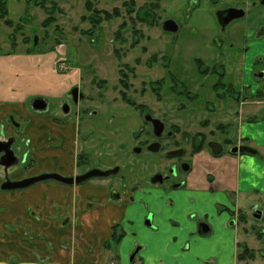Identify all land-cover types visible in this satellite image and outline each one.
Returning a JSON list of instances; mask_svg holds the SVG:
<instances>
[{"label":"rangeland","instance_id":"1","mask_svg":"<svg viewBox=\"0 0 264 264\" xmlns=\"http://www.w3.org/2000/svg\"><path fill=\"white\" fill-rule=\"evenodd\" d=\"M14 1L18 0H5L14 28L1 21L6 32L4 42L8 37L9 51L25 52L33 48L37 38L39 49L35 52L58 51L59 76L71 82L62 102L66 100L71 113L76 109L81 112L79 119L66 118L78 124L79 154L87 150L90 168L104 171L106 166H122L124 174L116 180L123 176L130 180L135 178L127 175V163L135 157L130 154V159L118 158L135 145L134 136L144 127L136 113L137 105L141 104L164 119L167 126L179 127L189 141L196 135L205 136L206 144L221 143L225 139L235 144L238 137L249 140L259 155H245L243 160L235 158L242 195H238L236 204L228 197L230 223L239 211L247 217L246 224L235 226L236 236L241 241L235 246L237 264H264V98L245 99L247 105L241 99L219 100L212 88L218 77L203 78L197 69L199 61L206 66L225 65L227 83H235V76L240 74L250 93L255 94L259 89L264 92V86L254 76L259 60L264 59V11L261 13L264 7L256 15H247L232 23L222 33L217 12L232 6V0H219L217 4L213 0H91V10L87 9V0H48L46 7L50 13L40 8L43 0H34L39 5L19 0L16 9ZM105 13L113 15L110 22L103 19ZM48 18H53L54 23L44 26ZM167 20H175L180 25L177 34H168L162 29ZM161 80L164 81L162 90L152 91L150 84ZM176 83V92H182L184 85L198 95L196 101L174 97ZM75 86L87 98L77 108L67 96ZM27 89L23 87L21 91L25 94ZM51 102L52 108L59 103ZM186 146L190 153L191 146ZM79 156L82 163L87 161L84 155ZM228 158L231 157L219 160L216 168L205 160L195 162L190 176L203 179L210 177L206 173L216 177L226 175L229 168V172L233 170L229 162L224 163ZM152 162L153 168H145L144 174L156 172L157 164L163 172L169 164L159 156L153 157ZM132 185L133 181L129 186ZM155 189L167 190L152 185H143L140 190L150 193ZM138 199L147 204L144 199ZM156 205L163 208L164 203ZM254 206L263 213L261 220L254 218ZM149 216L131 211L126 218L127 226L118 228V233L135 236L133 241L146 240V235L139 232L148 227ZM241 246L249 250L253 259ZM241 256L247 260L240 261Z\"/></svg>","mask_w":264,"mask_h":264},{"label":"crops","instance_id":"2","mask_svg":"<svg viewBox=\"0 0 264 264\" xmlns=\"http://www.w3.org/2000/svg\"><path fill=\"white\" fill-rule=\"evenodd\" d=\"M3 29L0 21V142L9 135L28 142L30 163L28 171H15L13 180L54 172L75 176L78 124L66 117L59 123L57 106L43 113L31 108L38 98L60 105L69 90L70 80L59 76L58 54L11 52ZM22 86L28 88L25 94ZM235 163L234 158L228 163L233 168L228 177L195 178L189 188L171 193L124 189L120 201L112 200L108 182L73 188L48 182L5 191L0 176V264H132L136 250L142 264H237L235 246L241 241L231 226L228 202V197L235 202L242 195ZM131 211L152 214L151 226L139 232L146 240L133 241L135 236L124 233L117 249L107 250L116 227L127 226ZM201 223L209 226V235L198 234Z\"/></svg>","mask_w":264,"mask_h":264},{"label":"flooded vegetation","instance_id":"3","mask_svg":"<svg viewBox=\"0 0 264 264\" xmlns=\"http://www.w3.org/2000/svg\"><path fill=\"white\" fill-rule=\"evenodd\" d=\"M233 4L232 6H228L230 9H238V10H243L245 12V16L244 18H246L247 15H256L260 9H262V7H264V0H232ZM213 3H219V0H213ZM229 8H223L222 10L217 12V23L219 26V30L224 33L227 31V29L229 28V26L236 22L233 21L231 22L229 25H221V22L223 23L225 20V15L224 12L227 10H230ZM149 17H151V15L148 14ZM242 18V19H244ZM240 19V20H242ZM168 21V20H167ZM173 21V20H172ZM221 21V22H220ZM239 21V20H237ZM174 22L177 24L178 26V32L180 31V25L174 20ZM164 25V23H163ZM163 25H162V29H163ZM168 34H173V33H168ZM177 34V33H176ZM175 35V34H174ZM204 66H201L200 70L198 69V73L199 75H201L203 78H207L209 76H217V82L213 84L212 88L214 90V92L216 93V98L219 100H230V99H236L239 100L241 99L242 103L245 104V99L248 98H252L254 97V99H262L264 98V92H261V90H257V92L255 94H252L249 92L248 88L242 85V81H243V77L238 74V77L234 78L235 81H239L238 84H233V83H227L226 82V70L227 68L225 67V65H213V66H206L204 62H202ZM259 68L258 70L255 72L254 76L255 78L260 81L262 83V86H264V59H260L258 62ZM166 68V67H165ZM208 69H212L214 70L215 73L212 74H207V75H202L201 73H204L205 71H207ZM220 71V72H219ZM221 84L222 88L219 90H215L214 86L216 84ZM162 85V86H161ZM164 85V81L161 80V82H157V83H151L150 84V88L152 91L154 90H162ZM174 89H176V87H178V83L174 84ZM182 87H184V90L182 92H176L174 91L173 96L176 97L178 100H182L183 99H188V101H196V99L198 98L197 94H193L191 91H189L187 89L186 86L182 85ZM75 88H79V87H74L67 96H70L73 104L75 105V107L77 108L80 104V102L85 101L86 95L81 91V89L79 88V93L77 95L78 98V103L74 102V97L72 96L71 92L75 89ZM159 93V92H158ZM122 94V93H121ZM123 95V94H122ZM230 95V97H229ZM158 100H161V96L158 95ZM219 96L222 97H227V98H219ZM47 101V100H46ZM48 102V109L46 112H51L54 108L51 107V104L49 101ZM247 105V104H245ZM58 107V112L63 113L66 116H71V119H79L81 112L78 111L77 109L74 111V113H71V108L70 105L68 103H66V100H64L63 102H61L60 105H57ZM245 108H248L247 106ZM249 109V108H248ZM67 110V111H66ZM35 112V111H34ZM36 113H43V112H36ZM136 113H137V117H139L140 119H142L144 127L141 128V131L136 133L134 136V142L135 145L131 146L132 148L128 150L127 153L123 154L122 156H120L118 159L121 160H127L130 159V156L132 155L133 157H135L134 159H132V161H129L127 163L128 165V172L129 174L127 175H131L132 177H135L134 179L130 180L128 177L126 178V176H123L121 178V180H116L118 178V176H122L124 174V168L122 166H114V167H104L106 171H113L116 168L119 169V171L117 172V174L112 175L109 178H93L90 179L88 181H86L85 183L81 184V185H73V186H69V185H65L59 182H55V181H47L44 183H48V182H53V183H57L66 187H78V186H82V185H87L90 182L93 181H102V182H108V184L110 185L111 188V197L112 200L114 201H120L121 198V190H128L130 191V193H135L136 191L140 190L141 187L143 185H152L155 187H159L162 186L164 188H166V192L167 193H171L173 191L179 190V189H183V188H189L190 186H192L193 181L195 180V177L190 176V174L193 172V166L195 162H203L204 160L208 163L211 164L212 166L215 167L220 165L219 164V160H221L222 158L226 157V156H230L231 158H228L226 161H224V163L226 162H230L231 159H237V160H241L243 157H245V155H249V156H258L259 152L257 151L256 148L250 146L249 144V140L245 139V138H241L238 137L237 139V143L233 144V142L231 140L225 139L223 142L219 143V142H209L206 144V137L203 135H196L194 137V139H192L191 141H189L187 139V137L184 135V132H181L179 127L175 126V125H171V126H167L166 121H164V119H161L159 117H156V115L153 113L152 109H150L147 105L141 104V105H137L136 107ZM59 117H56V120L60 123L62 122V120ZM157 120L159 121L162 125H163V129L162 132L157 135L156 133V127L154 126L153 121ZM15 125V124H14ZM230 128V126H227V130ZM199 139V140H198ZM11 141V150L12 152L15 153L16 158L19 160V165L16 167H12L9 168L7 170V172H5V169L3 167L0 166V176L1 178L4 180L2 187L4 186V184L6 183V179H9L11 182H19L22 180H26V179H31V178H36L42 175H49V174H57L60 175L64 178H77L78 176H83L86 175L87 173L94 171V170H99L102 171L101 169L98 168H90V157L88 155L87 150L85 151V154H79V146H78V156H77V169H78V174H76L75 176H64L60 173H45V174H41L38 176H34V177H27V178H23L21 180H13L14 172L17 171L19 173L21 172H26L29 170L30 168V163H29V159H28V152L26 150V145H28V142L24 143L22 141H20V139L18 138L17 135H9L5 141L3 142H9ZM26 144V145H25ZM186 144H189V146H191V152L188 153L187 152V146ZM213 144H219L222 148V150H220V154L217 156L214 154V151L212 149V145ZM21 146V148H20ZM237 149L236 152H234V150ZM252 149V150H250ZM93 152V151H92ZM90 153V152H89ZM131 154V155H130ZM79 155H84V157L86 158L87 161H85L84 163H82L80 161V159H82ZM87 155V156H86ZM155 156H159L161 161H165L168 162L169 164L167 166L164 167L163 172H161L160 170V164L157 167L156 172H151L148 174H144L145 168H153V157ZM83 157V156H82ZM127 158V159H126ZM0 162H1V157H0ZM125 162V161H123ZM156 166V165H154ZM155 168V167H154ZM216 168V167H215ZM210 176L211 173H206ZM214 175V174H211ZM215 176V175H214ZM116 178V179H115ZM127 179H129V182L127 181ZM197 179V178H196ZM123 180V181H122ZM133 181V185L132 187L129 186V184H131V182ZM38 184H43V183H38ZM35 184V185H38ZM33 185V186H35ZM32 186V187H33ZM1 187V188H2ZM31 188V187H29ZM27 188V189H29ZM3 190V189H2ZM25 190V189H23ZM15 191H19V190H15ZM165 191V190H164ZM239 198H236L235 204L236 202L238 203ZM92 205V204H91ZM252 211L254 213V218L258 219V215L261 213V218H259L258 220H261L263 218V213L261 211H259V209L254 206L252 208ZM234 218L231 221V226H239V225H243L247 223V217L243 214L242 211H239L237 213L234 214L233 216ZM152 221V214H150L149 219L147 220V225L150 227L151 226V222ZM201 224H206V223H201ZM199 224V227L200 225ZM207 225V224H206ZM199 227H198V234H199ZM118 228L116 227L111 240L108 242V246H110V244H112V247L115 244V241L113 240L115 234L116 236H122L120 238L119 243L121 242V240L124 237V233L119 234L118 233ZM264 231V230H263ZM200 235V234H199ZM119 243H117L115 246H118ZM106 246L105 248L107 250H112V247H108ZM139 254V250H136L135 252H133L132 256H131V262H137L138 260H136L137 256Z\"/></svg>","mask_w":264,"mask_h":264},{"label":"water","instance_id":"4","mask_svg":"<svg viewBox=\"0 0 264 264\" xmlns=\"http://www.w3.org/2000/svg\"><path fill=\"white\" fill-rule=\"evenodd\" d=\"M224 15H225L224 22L222 23L220 21L221 25H223V26L229 25L233 21H237V20L244 18L245 12L243 10L230 9V10L225 11ZM163 30L166 33L176 34V33H178V26L174 21L169 20V21H166L164 23ZM37 44H38V41L36 38L35 39V45H37ZM78 93H79V88H75L71 92L72 96L74 97L75 103H78V98H77ZM31 108L35 112H46L48 109V102L44 99H41V98L35 99L31 103ZM153 123H154V126L156 127V133H157V135H159L162 132L163 125L157 120H154ZM11 144H12L11 141L0 142V157H1L0 166L5 169V172H7V170L9 168L16 167L19 165V160L16 158L15 153L12 152V150L10 148ZM212 149L214 151V154L217 156L220 154V150H222V148L219 144L218 145L213 144ZM250 150H252V149H250ZM236 151H237V149L234 150V152H236ZM118 171H119L118 168H116L113 171H106V172L94 170V171L87 173L86 175L78 176L77 178H64V177L57 175V174H49V175H42V176H39L36 178L22 180L19 182H11L9 179H6V183L4 184L2 189L5 191L23 190V189H27L29 187H32L35 184L44 183L47 181H55V182H59V183L65 184V185H69V186L81 185V184L85 183L86 181L93 179V178H109L112 175L117 174ZM257 218L258 219L261 218V213L258 215ZM210 233H211V229L209 228V226H207L206 224L200 225L199 234L201 236H207Z\"/></svg>","mask_w":264,"mask_h":264},{"label":"trees","instance_id":"5","mask_svg":"<svg viewBox=\"0 0 264 264\" xmlns=\"http://www.w3.org/2000/svg\"><path fill=\"white\" fill-rule=\"evenodd\" d=\"M1 2H0V21H4V24L7 26V27H9V28H14V24H13V21H11L10 19H9V13H8V11H7V2H5V0H0ZM47 2H48V0H43L41 3H40V8H42L43 10H45L47 13H50L51 11L49 10V8L48 7H46L47 6ZM27 3H29V4H34V5H39V3H35V1L34 0H27ZM86 6H87V9L88 10H91L92 9V7H93V4H92V2H91V0H87V4H86ZM99 13V12H98ZM97 12H96V14H98ZM95 14V13H94ZM99 14H101V13H99ZM101 15H103V14H101ZM113 18V15L112 14H110V13H105V15H104V18L103 19H105V20H107L108 22H110V20ZM52 23H54V19L53 18H48L47 19V21L44 23V26H48V25H50V24H52ZM93 23H95V21H93ZM96 24V23H95ZM98 24H99V21H98ZM100 26V25H99ZM14 45V44H13ZM39 49V45L38 46H35V43L33 44V48L32 49H28L27 50V52H30V53H36L35 52V50H38ZM201 66H204L203 65V63H202V61L200 62H198V65H197V68L200 70L201 68ZM212 73H215L214 72V70H212V69H208L207 71H205L204 73H201L202 75H207V74H212ZM162 86V85H161ZM214 88H215V90L217 91V90H219V89H221L222 88V85L219 83V84H216L215 86H214ZM175 91H176V89H174ZM219 98H223L222 96H219ZM238 101V100H237ZM240 101V100H239ZM122 236H116V234H115V236H114V238H113V240L115 241V244H114V246L117 244V243H119V241H120V238H121ZM108 246V245H107ZM108 247H112V244H110V246H108ZM239 248H240V246H239ZM241 248H243L244 249V253H247V255L249 254V256H250V258L251 259H253V257H252V254L249 252V250L247 249V248H244V247H242L241 246ZM246 256V255H245ZM245 256H241L240 258H239V260L240 261H246L247 260V257H245Z\"/></svg>","mask_w":264,"mask_h":264}]
</instances>
